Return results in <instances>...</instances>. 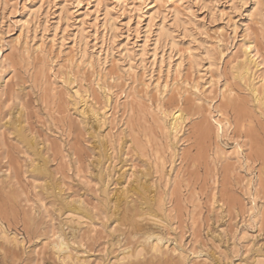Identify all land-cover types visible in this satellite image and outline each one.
Returning a JSON list of instances; mask_svg holds the SVG:
<instances>
[{
  "label": "rangeland",
  "instance_id": "1",
  "mask_svg": "<svg viewBox=\"0 0 264 264\" xmlns=\"http://www.w3.org/2000/svg\"><path fill=\"white\" fill-rule=\"evenodd\" d=\"M0 264H264V0H0Z\"/></svg>",
  "mask_w": 264,
  "mask_h": 264
},
{
  "label": "bare ground",
  "instance_id": "2",
  "mask_svg": "<svg viewBox=\"0 0 264 264\" xmlns=\"http://www.w3.org/2000/svg\"><path fill=\"white\" fill-rule=\"evenodd\" d=\"M175 15H176V13H174ZM237 74V73H236ZM244 80V79H243ZM251 91V90H250ZM262 97V96H261ZM262 99V98H261ZM261 103V102H260ZM261 105V104H260ZM181 114V113H180ZM182 115V114H181ZM177 116V115H175L176 117L175 118H173L174 119V124H173V126L174 127H172V129H175L176 130V128H178L179 126L181 127V121H182V116ZM181 124V125H180ZM222 125L223 124H221V123H218L217 124V128L220 130V132L222 133L223 132V127H222ZM179 127V128H180ZM19 132V131H18ZM169 132V131H168ZM20 133V132H19ZM18 133V134H19ZM175 133V132H174ZM18 136V135H17ZM20 137H23V136H21L20 135ZM26 138V137H25ZM20 141H21V139H20ZM23 141V140H22ZM25 141H27L26 139H25ZM27 143V142H26ZM28 145L30 144V146H33V143L32 142H30V143H27ZM33 149L35 148V147H32ZM32 149V150H33ZM29 150H31V149H29ZM35 151V150H34ZM31 152V151H30ZM33 152V151H32ZM239 152V151H238ZM41 169V167L40 166H36V167H34V170H40ZM42 170V172H43V169H41ZM39 172V171H38ZM46 175V174H45ZM141 190H143L144 191V187H141ZM143 191H139V193L140 194H142L143 195ZM142 199H143V201L145 200V197L144 196H142ZM141 199V200H142ZM71 211H73V212H76V213H81V211H82V209H72ZM132 216H133V214H132V212L130 211V210H124L123 211V220H125L126 222H129V223H127V224H130V222H131V220H132ZM131 224H132V222H131ZM134 225V224H133ZM132 226V225H131ZM157 233V232H156ZM144 234V233H143ZM144 235H146L147 236V234H144ZM143 235V236H144ZM148 235H149V233H148ZM60 236V235H59ZM153 236V235H152ZM150 237V236H149ZM59 238H62V237H59ZM155 238V237H154ZM146 239V238H145ZM63 240V239H62ZM158 240V239H157ZM60 244L61 245H63V242L62 241H60ZM64 246H65V244H64Z\"/></svg>",
  "mask_w": 264,
  "mask_h": 264
}]
</instances>
